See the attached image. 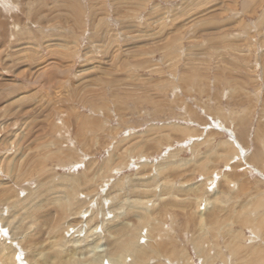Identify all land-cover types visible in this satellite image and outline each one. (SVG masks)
I'll list each match as a JSON object with an SVG mask.
<instances>
[{
  "label": "rangeland",
  "instance_id": "rangeland-1",
  "mask_svg": "<svg viewBox=\"0 0 264 264\" xmlns=\"http://www.w3.org/2000/svg\"><path fill=\"white\" fill-rule=\"evenodd\" d=\"M123 225L126 264H264V0H0V264Z\"/></svg>",
  "mask_w": 264,
  "mask_h": 264
},
{
  "label": "bare ground",
  "instance_id": "bare-ground-1",
  "mask_svg": "<svg viewBox=\"0 0 264 264\" xmlns=\"http://www.w3.org/2000/svg\"><path fill=\"white\" fill-rule=\"evenodd\" d=\"M121 228H124L126 231H128L130 233L126 232V238L122 242L119 243L118 247L114 251H112L111 254H109V256L112 258L111 261L113 264H126V261H127L126 256H125L126 252L131 249V251H133L134 254H136L138 252V249H140V247L135 246V243L133 244V241H132V238L134 237V235H136L137 231L136 230L135 231L130 230V228L127 225H123V226H121ZM89 247H93V245L89 244ZM97 248H98L97 246L93 247L94 250H92V252H94L95 255L97 253L98 254L100 253V252H98V250H96ZM73 254L76 255V253H73ZM102 257H103V255H98L96 260L93 262V264L94 263L95 264H112L111 262H107L106 258H102ZM138 258H140V257H138ZM139 262L141 263L142 260L141 261H138V259L134 260V264H137Z\"/></svg>",
  "mask_w": 264,
  "mask_h": 264
}]
</instances>
